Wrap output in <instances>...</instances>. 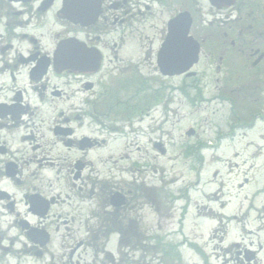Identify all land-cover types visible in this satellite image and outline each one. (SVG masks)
Listing matches in <instances>:
<instances>
[{
	"label": "flooded vegetation",
	"instance_id": "af4514ba",
	"mask_svg": "<svg viewBox=\"0 0 264 264\" xmlns=\"http://www.w3.org/2000/svg\"><path fill=\"white\" fill-rule=\"evenodd\" d=\"M188 22L196 63L163 75L162 47L172 30L181 38ZM210 74L232 114L213 143L196 140L180 154L192 162L194 181L177 195L183 204L171 235L187 237L194 206L198 232L203 222L213 225V236L224 238L234 223L244 232L253 214L257 227L241 239L262 238L264 202L247 207V196L234 208L219 171L204 178L202 167L210 160L225 168L235 141L247 143L248 155L264 156V131L253 134L264 127V0L219 7L209 0H0V264H123L124 252L149 250L150 219L160 209L148 167L131 152L107 157V147L119 142L112 137L121 128L135 136L134 125L149 122L161 105L167 121L171 101L161 98L166 87L155 92V77L183 78L176 91L186 97L188 90L200 95L197 81ZM242 79L252 87L235 86ZM152 148L168 153L154 141ZM245 184L232 188L239 195ZM175 201L163 205L166 220ZM242 244L238 264H264V240Z\"/></svg>",
	"mask_w": 264,
	"mask_h": 264
},
{
	"label": "rangeland",
	"instance_id": "374dc122",
	"mask_svg": "<svg viewBox=\"0 0 264 264\" xmlns=\"http://www.w3.org/2000/svg\"><path fill=\"white\" fill-rule=\"evenodd\" d=\"M218 38L220 37L218 36ZM210 77L209 79L197 81L200 95L195 90H188L186 97L176 91L184 84L183 78L160 79L155 77V83L152 85L155 92L166 87L161 98L164 99V105L166 102L171 101L169 112H167V121L161 105L157 110L149 112V122L147 119L144 124H141V122L139 125H134L137 126L135 127V136L127 137L128 129L124 128H121L123 134L113 135L112 138L115 139L116 136L119 138L122 146L121 150H119L118 140L107 147V157L109 151L116 150V155L120 154V151H122L121 154L131 152L132 159L142 158L141 164L148 167L149 183L155 187V198L160 209L150 219L154 224L155 232L154 237L149 240V250L135 253H129L128 251L127 254L124 252L123 264H130V262H134V264H238V257L242 258L243 256V254L239 256L238 253L239 251L242 253V243L250 240L253 242H263L264 240V235H262V238L252 237L249 241L241 239V233L245 237L246 230H254L257 227V223L253 220L255 217L253 214L251 217L249 216V225H245L246 230L244 232L239 225L240 223H234L235 226L227 231L224 238L220 234L213 236L210 234L213 225L208 222H203L201 225L202 231L198 232V226L194 223V220H190L191 217L193 219L196 212L194 206L188 210V217L184 226L187 237L171 235L179 227L174 221L178 215H181L183 204L177 195L180 193V189L183 188L184 183L194 181V172L189 169L192 162L186 159V155L181 156L180 154L188 147H192L196 140L213 143L218 127L225 128L227 124L225 120H229L232 114L233 107L230 106L229 102L221 100L224 97H218L216 81L213 75L210 74ZM251 82L242 79L235 82V86L242 87L247 84L246 87H252ZM189 83L190 81H186L187 85ZM262 86L264 87V85ZM230 87H234V85L232 84ZM196 97H198V100L193 101ZM190 130L195 131V139L186 136ZM263 131L264 127H260L253 134ZM159 140L164 145L159 143ZM153 141L156 148L162 145L168 153L162 156L157 149L153 151ZM130 142H133L135 146L126 149L125 147ZM137 148L140 151H137ZM228 151L233 153L227 159V166L223 168L221 164L209 165V160L208 164L205 163L202 167V177L208 178L211 172L219 171L224 183L228 186L227 190L223 191L225 197L228 196L224 200L227 199L233 202L234 208H237L238 204L240 205L239 201L250 196L247 207L250 205L252 208H256L260 202H264V156L257 159V155L254 157L251 154L248 155L247 152H250V148L247 151V143L245 142L237 143L235 141ZM206 155L208 160L209 152H206ZM103 166L110 167V164H104ZM204 183L205 181L201 180L200 184L204 185ZM241 184H245V186L241 193L237 195L236 189L232 186L239 187ZM210 188L218 189L219 183L218 185L213 184L206 187L204 192L210 191ZM191 197L199 202L203 201L201 193L191 192ZM253 197L255 198L253 199ZM173 199H176V201L171 213L172 218L166 220L167 214L163 205L166 202L172 205L170 202ZM239 213L240 210H238L237 215ZM158 226H161V228H158ZM249 236L246 235V237ZM236 243L241 244L240 246H234ZM245 264H251V262H245Z\"/></svg>",
	"mask_w": 264,
	"mask_h": 264
},
{
	"label": "water",
	"instance_id": "95a60500",
	"mask_svg": "<svg viewBox=\"0 0 264 264\" xmlns=\"http://www.w3.org/2000/svg\"><path fill=\"white\" fill-rule=\"evenodd\" d=\"M214 6L229 0H209ZM189 22L185 32L181 31V38H176L179 32L172 30L166 39L162 51L158 57V65L163 75L178 76L187 72L197 60V44L188 37ZM186 36V38H185ZM186 39V44L178 46L174 41ZM192 133H188L190 135Z\"/></svg>",
	"mask_w": 264,
	"mask_h": 264
}]
</instances>
